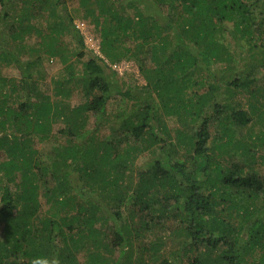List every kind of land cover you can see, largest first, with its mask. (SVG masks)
Listing matches in <instances>:
<instances>
[{"label":"trees","instance_id":"obj_1","mask_svg":"<svg viewBox=\"0 0 264 264\" xmlns=\"http://www.w3.org/2000/svg\"><path fill=\"white\" fill-rule=\"evenodd\" d=\"M68 1H23L9 32L30 57L0 45V58L20 75L0 76V264L52 258L130 264L135 243L159 226L169 232L165 238L179 264H264V129L254 140L235 134L251 121L264 126V83L252 77L264 71V0H80L98 8L100 16L90 15L101 28L107 59L87 49ZM127 1L134 17L120 12ZM12 2L0 0V44ZM41 8H51L45 30L31 20ZM30 34L37 35L34 45L25 42ZM67 34L84 51L74 55L89 59L77 75L67 65L55 93L69 96L70 84L80 85L86 100L76 106L52 101L34 71L43 57L67 62L61 40ZM127 55L139 63L146 84L123 89L118 82L111 64ZM116 98L123 109L108 112ZM168 117L180 127L172 129ZM55 128L64 138L49 163L31 141ZM144 151L150 159L131 178ZM49 176L53 186L45 185L44 195L50 208L40 215L41 179ZM112 200L121 223L106 229ZM129 203L123 220L121 209ZM81 222L86 228L75 237ZM91 238L106 253L87 249L80 262L77 252ZM148 245L154 264H174L156 258L162 239ZM137 249L135 262L148 264Z\"/></svg>","mask_w":264,"mask_h":264},{"label":"rangeland","instance_id":"obj_2","mask_svg":"<svg viewBox=\"0 0 264 264\" xmlns=\"http://www.w3.org/2000/svg\"><path fill=\"white\" fill-rule=\"evenodd\" d=\"M12 1H13L12 2L13 8L9 10L11 17L9 20H7L8 23L2 26L0 45L2 46L3 44L4 46L10 47V48H12L13 46L12 49L15 50L18 54L19 53L22 54L24 58L30 57L31 55L29 56L30 53L27 54L26 49L23 50L18 47V43L16 39H14V37L9 32L10 24H13V23L17 24V22L19 21V17L22 14L21 7L24 4L23 3L24 0H12ZM129 2L130 1H127L124 7L120 5V7H122V9H120V12L126 18H127V15L134 17L133 6L129 5ZM50 10L51 8L48 11L50 12ZM68 10L71 12L73 16V20L76 25V28L80 30L81 34L84 37V43L86 44L87 49L93 50L97 55H100L104 59H107L105 55L102 54L101 52L102 50L101 43L103 42V35H102L101 28L98 24L94 22L95 21L94 17L90 15L91 13L90 10H93L95 16L97 17V15L99 14L97 6H92V7L82 6L80 0H69L67 2V11ZM0 11H1V7H0ZM48 11L44 8H41L39 11V14L35 13V15H32L31 20L33 21L34 25L38 29L45 30L46 28L49 27V24L52 23L53 20L51 19L52 17L50 18ZM105 16H104V20L107 17L109 20L112 19V17L108 15H105ZM99 21L102 22L103 19L101 18ZM108 25L109 23H106L104 25H102L101 23V26L104 29L107 28ZM36 36H37L36 34L27 35L25 38V42L27 44L34 45L36 43L35 41L37 40ZM61 40L63 41L64 47L68 48V50L65 51V53L70 57L67 60V62L66 63L63 62V60L59 57L48 58V59L43 57L41 59L42 61L41 65H39L36 69H34V71L35 73L37 74L39 73L42 75L43 78L39 79V82H38L39 88L42 92H45L46 95L49 94L52 101H58V103L60 102L70 103L76 106L83 100H86V96L84 94V90H82V87L78 84L72 83L70 84L71 92L68 94L69 96L58 95L55 93L56 81L62 80V78L67 77L68 74L65 69L67 68L66 66L69 64L73 65L75 69V75H77L79 72H81L83 68V63L86 62L89 59V57L87 55L81 56V57L79 55L77 56L74 55L75 52L83 53L84 51L82 48H80V45L76 42V40L75 41L73 40L71 34L64 35ZM74 49L76 50L74 51ZM1 61L4 63L1 64L0 76L5 77V78H10L13 76L20 77L17 68L13 64H7V63L5 64V61H3L2 59ZM242 66L243 65L238 66V69H242L243 68ZM111 67H112V70L116 74L115 77L117 78L118 82L122 84L123 89H127V87H130L134 83L139 84V85L146 84V80L143 74L139 70V63L137 62L136 59H134L132 55H127L126 57H122L118 61L112 63ZM252 77L254 78L258 77L256 79L257 84L264 83V71L263 73L262 72L258 73V75L257 74L252 75ZM239 99H241L244 102L246 101V98L243 96H240ZM123 103L124 102L122 101L121 98H116L112 100L108 105V112L118 111V110L123 109V106H122ZM167 122L169 123L172 129H175L176 127H180V124L175 117H168ZM55 127H58V126H55ZM263 129H264V126L259 124L257 121H251L250 123L244 126H238L235 134L238 138L241 137L245 140H254L258 137L257 134L261 132ZM58 130L59 129L55 128V131L52 132L48 138H41L40 135H33L32 137L31 143L38 151L37 156L40 158H43V160L45 159L49 161V163L53 160L52 157H53V154L55 155L56 153V147L59 145L60 141H62V138H64L61 134L58 133ZM1 154H2L1 157L3 159H6L5 151L2 150ZM149 159H150L149 152L144 151L140 153V155L138 156V158L136 159L134 163L133 173H132L133 176H131V178H134V177L137 178L138 170L144 169L145 164L147 163ZM236 159H238V156L236 157ZM255 165L257 167L259 163ZM41 181L43 183V187L41 189V195H40V200L42 201V209H41L40 215H43L45 214L46 210L50 208V202L47 201L46 196L44 195L45 189L47 187L45 185H49L50 187H52L53 182L50 183V181H53V179L51 178V176H49L44 179H41ZM46 181H49V182L46 183ZM13 189L16 190V187ZM112 202H113L112 206L106 207L107 210L110 211L109 218L107 220L109 221V223L107 221L104 223L106 229H110L114 221H117V223L119 224L121 223V219H117L118 217L114 214L115 212L113 213L111 210V209L117 208L116 207L117 202L115 200H112ZM108 204H111V202H108ZM121 210L123 211V213H121L123 214V220L128 219L130 203L128 204V206H123ZM129 223L131 225L130 227H135V226L137 227V223L133 219H130ZM76 225H77L76 229H80V230L74 232V236L78 237L79 233H81L80 231L82 227L86 228V225L83 224L82 222L79 224L76 223ZM96 225L97 226L101 225L100 221L96 222ZM159 228L160 229L156 230V232L154 231L155 232L154 234L149 232L150 234L146 236L145 239H140L137 243H135L136 245L133 248L134 260L132 258V262L130 264H138L137 262H135L136 257L139 255L137 248H140V251L141 249H143V251L141 252L143 255H145L144 257H145V260L148 261V264H154L152 262V257L150 253L151 246L148 244L152 242L153 240H157V239H162L164 241V245L160 246L161 248L158 252L160 256L157 255L156 258H160L164 256L166 258L172 259L174 264H179V261L170 254V249H171L170 243H167V242H170V240H167L165 238L168 236L169 232L168 231L166 232L164 230L166 229V227L163 228L159 226ZM169 230L172 231L173 228ZM65 233L68 234V231L66 230ZM2 235H3V226L1 225L0 226V236ZM105 241H107V239ZM166 243L168 245H165ZM139 244H141V247L139 246ZM56 245L59 248L64 246L61 240H57ZM96 246H98L99 249H101L104 253H106L102 249V246L99 243H95L93 238H91L90 240H88V243H86V245H84L83 248L78 250L77 252V257L79 258L80 262H84L86 258L85 250L90 249V248L94 249L96 248ZM144 246H147V247H144ZM113 257L116 259L115 255ZM123 264H127V261H123Z\"/></svg>","mask_w":264,"mask_h":264},{"label":"clouds","instance_id":"obj_3","mask_svg":"<svg viewBox=\"0 0 264 264\" xmlns=\"http://www.w3.org/2000/svg\"><path fill=\"white\" fill-rule=\"evenodd\" d=\"M32 264H59V260L58 258H52L51 261L47 259L43 261L36 259V260H33Z\"/></svg>","mask_w":264,"mask_h":264}]
</instances>
